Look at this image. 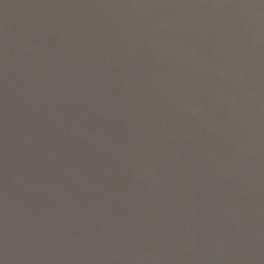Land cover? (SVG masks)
<instances>
[{
    "label": "water",
    "instance_id": "95a60500",
    "mask_svg": "<svg viewBox=\"0 0 264 264\" xmlns=\"http://www.w3.org/2000/svg\"><path fill=\"white\" fill-rule=\"evenodd\" d=\"M0 264H264V0H0Z\"/></svg>",
    "mask_w": 264,
    "mask_h": 264
}]
</instances>
